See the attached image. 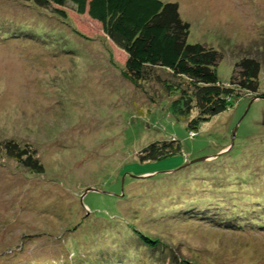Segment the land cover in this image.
I'll use <instances>...</instances> for the list:
<instances>
[{
	"label": "rangeland",
	"instance_id": "374dc122",
	"mask_svg": "<svg viewBox=\"0 0 264 264\" xmlns=\"http://www.w3.org/2000/svg\"><path fill=\"white\" fill-rule=\"evenodd\" d=\"M161 1L178 4L188 43L222 54L223 85L240 58L258 61L253 101L240 92L188 128L196 109L170 107L189 94L181 78L130 82L91 0H0V264H264V225L250 223L264 220V0ZM171 138L178 153L138 161ZM9 140L43 173L8 157Z\"/></svg>",
	"mask_w": 264,
	"mask_h": 264
},
{
	"label": "trees",
	"instance_id": "16d2710c",
	"mask_svg": "<svg viewBox=\"0 0 264 264\" xmlns=\"http://www.w3.org/2000/svg\"><path fill=\"white\" fill-rule=\"evenodd\" d=\"M22 1L31 2L36 8L56 9L55 7H61L67 1L82 2L84 0ZM91 1L102 11L101 21L105 35L126 55L125 68L130 82L149 79L156 68L165 69L173 77L181 78L179 84L174 85L177 88L175 90H179L183 95L189 94L187 98L181 96L183 99L173 101L170 107L175 108L176 113L181 117L189 114L192 108L196 109L195 116L186 124L188 128L193 129L212 116L225 111L232 100L239 98L240 92H249L253 94V97L259 93L260 66L252 57H242L234 64L228 86L218 80L215 68L222 54L210 46L187 42L189 24L181 18L176 2ZM169 85L166 84V86ZM181 85L188 86L190 91L188 92ZM1 149L22 167L43 173L42 164L30 148L20 147L16 142L9 140L1 144ZM180 149V142L177 139L155 140L141 148L137 159L139 162L161 160L178 153ZM179 199L183 200L180 195L177 200ZM177 203L180 202L177 201ZM234 215L228 212L223 219H230ZM262 221L253 219L250 223H257L259 227L260 224L264 225ZM240 222L236 219L237 225H240ZM217 223L221 224L220 220Z\"/></svg>",
	"mask_w": 264,
	"mask_h": 264
},
{
	"label": "water",
	"instance_id": "95a60500",
	"mask_svg": "<svg viewBox=\"0 0 264 264\" xmlns=\"http://www.w3.org/2000/svg\"><path fill=\"white\" fill-rule=\"evenodd\" d=\"M254 99H255V97H253L250 101H253ZM206 158L207 157H201V158L193 159V160L187 162L186 164H184L183 166L188 165V164H191V163L198 162L200 160H205ZM91 190H93V189H88L87 191H91ZM87 191L83 192V194L81 195V197H83L86 194Z\"/></svg>",
	"mask_w": 264,
	"mask_h": 264
}]
</instances>
